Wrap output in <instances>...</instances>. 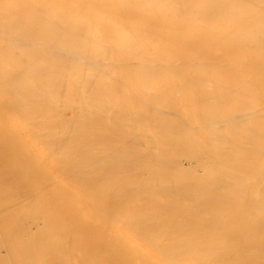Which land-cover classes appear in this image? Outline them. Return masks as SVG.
<instances>
[{
	"label": "bare ground",
	"instance_id": "6f19581e",
	"mask_svg": "<svg viewBox=\"0 0 264 264\" xmlns=\"http://www.w3.org/2000/svg\"><path fill=\"white\" fill-rule=\"evenodd\" d=\"M0 264H264V0H0Z\"/></svg>",
	"mask_w": 264,
	"mask_h": 264
}]
</instances>
